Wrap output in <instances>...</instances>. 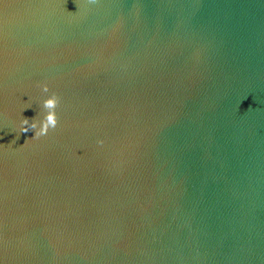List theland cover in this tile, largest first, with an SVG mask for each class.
<instances>
[{"label": "water", "instance_id": "95a60500", "mask_svg": "<svg viewBox=\"0 0 264 264\" xmlns=\"http://www.w3.org/2000/svg\"><path fill=\"white\" fill-rule=\"evenodd\" d=\"M0 264H264V0H0Z\"/></svg>", "mask_w": 264, "mask_h": 264}, {"label": "clouds", "instance_id": "9594fccd", "mask_svg": "<svg viewBox=\"0 0 264 264\" xmlns=\"http://www.w3.org/2000/svg\"><path fill=\"white\" fill-rule=\"evenodd\" d=\"M42 91L47 93L49 91L48 86L45 84L42 86ZM59 104V98L53 94L49 96L47 99L43 100V107L47 109V113L44 118L40 121H37L35 118L29 119L23 117L20 121V132L26 133L30 130L35 131V135L32 138H39L41 136L47 135L50 128H55L58 120L55 109ZM100 144L103 141H99Z\"/></svg>", "mask_w": 264, "mask_h": 264}]
</instances>
